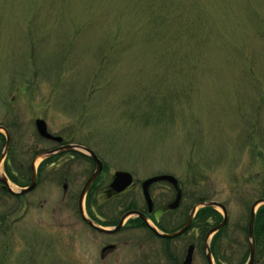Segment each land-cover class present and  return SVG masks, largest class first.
<instances>
[{"label":"rangeland","instance_id":"rangeland-1","mask_svg":"<svg viewBox=\"0 0 264 264\" xmlns=\"http://www.w3.org/2000/svg\"><path fill=\"white\" fill-rule=\"evenodd\" d=\"M38 118L98 154L101 189L116 170L134 175L128 195L101 201V220L120 218L122 201L143 208L141 183L172 174L186 211L200 197L224 203L228 234L244 241L236 226L264 191V0H0V125L8 161L29 179L37 149L53 146ZM93 170L74 161L66 193L53 178L20 199L0 192V264H115L102 246L125 240L120 264L184 259L189 238L170 257L145 229L90 228L78 197ZM203 243L194 264H208Z\"/></svg>","mask_w":264,"mask_h":264},{"label":"water","instance_id":"water-1","mask_svg":"<svg viewBox=\"0 0 264 264\" xmlns=\"http://www.w3.org/2000/svg\"><path fill=\"white\" fill-rule=\"evenodd\" d=\"M35 126H36V130H37L38 134L41 137L48 139V140H53L56 142H62L63 141L62 137L52 135L48 131L47 123L45 120L40 119V118L37 119L35 121ZM0 131H3L5 136H6V145H5V148H4L2 155L0 157V166H1L3 164V161L5 160L7 153H8V150L10 147V142H11V137H10L9 131L1 125H0ZM58 149L59 150L42 152L33 159L32 165H31L32 178H31V182L27 188H18L17 187V191H14L9 184V180H8L7 176L1 170H0V181L4 184L5 187H7L13 193L21 194V195L27 194V193L31 192L36 186V182H37L36 163H37V161L48 158V157L52 156L53 154L60 152V151H80V152L86 154L87 156H89L96 164L94 172L90 175V177L88 178V180L86 181V183L84 184V186L82 188V191H81L80 196H79V201H78V208H79L80 215L89 225H91L95 230H97L100 233L113 234L122 228L123 222L127 217H129L131 215H136V216L141 217L143 219V221L160 237L174 238V237L184 233L185 231H187L190 228V226L193 222V219L195 217V214L199 208H201V207H219L224 214V219L219 225H217L216 227L209 230V232L207 233L206 238H205V251H206V257L208 259V263L214 264L212 254H211V250H210V238L215 232L219 231L222 227H224L227 223V220H228L227 210L222 203H220L218 201H202V202L196 204L193 207V209L190 213L189 219L187 220L186 224L181 229H179L178 231H175L173 233H164V232L159 231L152 223L149 222V220L147 219V216L145 214H143L142 212L137 211V210H131V211L126 212L123 215V217L121 218L120 223L116 227L108 229V228H105L103 226L98 225L92 219H90L86 215L85 209H84L85 197H86L90 187L94 183V181L99 177V175L103 171V167H104L103 161L98 157V155L91 148L86 147L84 145L71 144L70 143V144L63 145V146L59 147ZM158 181H168V182L172 183L173 185H175L176 187H177V183H178L177 179L173 175H170V174L157 175V176H153V177L146 179L142 183V189H143V195H144L145 201L147 203L149 212H151L153 210V201H152L150 193H149V188L153 183L158 182ZM132 184H133L132 174L129 172H126V171L118 170L114 173L112 182L110 183V188L113 189L116 193H121V192L125 191ZM180 200H181V190H178L176 199L174 200L173 203H171L169 205V207L171 209L177 208ZM261 204H264V199L256 201L252 205V208H251V217H250V222H249L250 255H249V259H248L246 264H254L255 251H256V244H255V238H254V222H255V216H256V208ZM193 251H194V246L191 245L188 248V251H187V254H186V257H185L183 264H191L192 258H193Z\"/></svg>","mask_w":264,"mask_h":264},{"label":"flooded vegetation","instance_id":"flooded-vegetation-1","mask_svg":"<svg viewBox=\"0 0 264 264\" xmlns=\"http://www.w3.org/2000/svg\"><path fill=\"white\" fill-rule=\"evenodd\" d=\"M45 141V140H44ZM49 142V141H48ZM53 143V146L51 148H46V149H37V154L41 153V152H48V151H55V150H59L58 148L66 143V141L64 140L62 143L57 144V143ZM10 152V151H9ZM8 157V156H7ZM80 158H84L86 159L82 154L75 152V151H60L57 152L55 154H53L51 157L47 158L46 160H44L43 162H41L38 166V175H37V185L38 186L39 182L41 179L45 180V179H50L52 180H64L63 183V190L66 193L68 190V183H67V178H69L68 176V171L71 169V165L74 161L80 159ZM8 158H6L5 160V168L6 165H11L14 167L13 165V161L9 160L8 162ZM136 184H134L133 186H131L130 188H128L125 192L123 193H114L112 190H110L109 188L107 189L106 187H104V189H101L100 187H97V190H95V196H92L91 201L88 199V196L90 194L87 195L86 198V207L88 212L89 209H91L95 215L90 214V216L92 218H94L95 220L99 221L98 219H100L97 215L98 212L100 213L99 208L102 206L101 205V201L105 198V199H113V200H117V199H121L124 197V195H126L127 193H129ZM182 185V184H181ZM180 185V186H181ZM183 187V186H182ZM1 188L3 190H7L6 188H3V186L1 185ZM36 189V188H35ZM101 190V192H100ZM8 191V190H7ZM150 194L151 197L153 199L154 202V207L151 213H147V207L146 204H144L143 208H138L139 210L145 212L148 216L149 219H151L152 221H156V223H160L162 225L171 223L173 221V219L178 220L181 219L179 226L174 227L173 229H164L165 232H169V231H176L178 230L181 226L184 225V213H185V208L183 207V199H184V193H182V198L181 201L178 205L177 208L175 209H170L169 205L173 202V200L176 197L177 194V188L167 182V181H159V182H155L150 186ZM169 196H171L169 198V201H165L164 199L168 198ZM104 197V198H101ZM174 197V198H173ZM120 201V200H119ZM122 205V204H121ZM121 209V208H120ZM172 215H175V217H173ZM95 216H97L98 219L95 218ZM140 221L136 223H133L130 220H126V224L124 225V227L111 235H104V236H109V237H113L116 234H119L123 231H126L127 229L131 228H137V229H145L146 230V235L148 234L150 237H153L154 239L159 238V236H155L154 234H152L151 231H149L145 226L144 223L142 222L141 219H139ZM100 222V221H99ZM90 227V226H89ZM91 228V227H90ZM94 230V229H93ZM95 231V230H94ZM184 238H189L188 239V246L193 244L195 246L194 249V256H193V261L191 264H194V260H195V251H196V243L198 242V240H200V233L199 230L196 228H190L188 231L184 232L183 234L178 235L175 238H171V239H166V238H160L162 240V243L164 245V251L171 256L172 255V243L174 241H177V243L175 244V250L178 248V241H181L179 244L181 245L183 243V239ZM197 242H194V241ZM117 244H122V246L120 245V247L122 248L124 245L126 246L128 244V241L125 240L124 242H108L106 244H104L102 246L101 249V260L106 262L110 259V257H113L114 263L115 264H120L121 262V254H120V248ZM122 251H124V249L122 248ZM124 253V252H123ZM177 255V253H176ZM173 258V257H172ZM170 264H182V258L177 255V258L171 262Z\"/></svg>","mask_w":264,"mask_h":264},{"label":"trees","instance_id":"trees-1","mask_svg":"<svg viewBox=\"0 0 264 264\" xmlns=\"http://www.w3.org/2000/svg\"><path fill=\"white\" fill-rule=\"evenodd\" d=\"M4 138V139H3ZM0 139H2V141L5 140V137L0 133ZM263 152V151H262ZM90 162H92L91 160H89ZM6 173L8 175V177L11 179V181L13 183H15L16 185L19 186H27L30 181L29 177L25 178V176L20 173V175H18V173H16V169L15 166H11V165H6ZM259 176V172L256 173V177ZM246 176L244 175V178ZM25 178V179H24ZM95 184L93 185L92 189L90 190V198L89 200L91 201L92 196L95 194ZM184 190V189H183ZM0 192L2 194H7L8 196H13L16 197L17 199L22 198L23 196H18L12 193H9V191L7 190H3L2 188H0ZM237 194H239L241 192V190L239 188L236 189L235 191ZM262 195L264 198V191H262ZM201 200H208V198L206 197H200L197 201H201ZM125 210H129L132 208H138L137 205L134 203V201L129 202V204L125 207ZM125 210H121V212L125 211ZM90 214L95 215V213L89 209ZM250 211V210H249ZM187 212L186 211L185 217H184V221L187 217ZM96 219L97 216H95ZM249 219V217H248ZM100 223H102L103 225H110V224H114L117 222V217L114 220L111 221H104V220H100ZM222 220V214L215 208L212 207H205L202 208L201 210L198 211L193 224H192V228H196L199 230L200 233V238H203L206 234V232L211 229L212 227L216 226L218 223H220ZM138 222L140 220H137ZM159 227L164 229V225L157 223ZM228 229H229V223H227V225L222 228L219 232H217L213 238V243H212V253L213 256L215 258V261L217 264H244L248 258V254H249V249H248V222L244 223L243 221L239 222V224H237L236 229L240 230V232H242L243 234V239L244 241H242L241 239H232L230 237V234H228ZM153 234V233H152ZM254 234H255V239H256V245H257V250H256V256L258 257L260 256H264V205L259 209L257 215H256V220H255V225H254ZM201 240V239H200ZM231 243H234L236 245H238L239 250H233L231 251L230 245ZM247 247H244V246ZM232 247V246H231ZM246 248V249H245ZM242 256V258L237 259V257ZM177 257L172 258V260L174 261Z\"/></svg>","mask_w":264,"mask_h":264}]
</instances>
